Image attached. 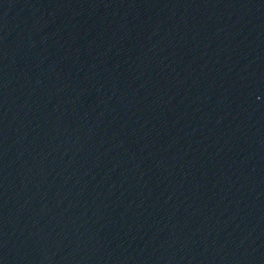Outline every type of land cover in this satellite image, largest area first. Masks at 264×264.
Segmentation results:
<instances>
[{
	"label": "water",
	"instance_id": "1",
	"mask_svg": "<svg viewBox=\"0 0 264 264\" xmlns=\"http://www.w3.org/2000/svg\"><path fill=\"white\" fill-rule=\"evenodd\" d=\"M0 264H264V0H0Z\"/></svg>",
	"mask_w": 264,
	"mask_h": 264
}]
</instances>
